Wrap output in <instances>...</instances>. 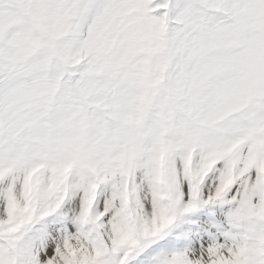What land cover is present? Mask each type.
<instances>
[{
  "label": "snow or ice",
  "instance_id": "1",
  "mask_svg": "<svg viewBox=\"0 0 264 264\" xmlns=\"http://www.w3.org/2000/svg\"><path fill=\"white\" fill-rule=\"evenodd\" d=\"M0 264H264V0H0Z\"/></svg>",
  "mask_w": 264,
  "mask_h": 264
}]
</instances>
